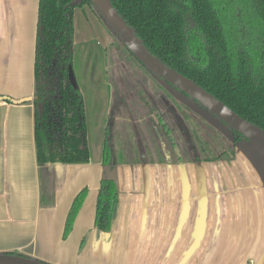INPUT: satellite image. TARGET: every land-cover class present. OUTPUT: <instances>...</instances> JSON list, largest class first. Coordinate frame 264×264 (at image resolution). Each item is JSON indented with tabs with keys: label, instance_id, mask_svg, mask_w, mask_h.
Masks as SVG:
<instances>
[{
	"label": "crops",
	"instance_id": "1",
	"mask_svg": "<svg viewBox=\"0 0 264 264\" xmlns=\"http://www.w3.org/2000/svg\"><path fill=\"white\" fill-rule=\"evenodd\" d=\"M38 1L0 0V95L22 100L0 99V252L51 264H264V153L249 140L235 143L233 157L201 162L132 159L127 148L121 158L109 141L117 205L108 232L95 226L103 144L87 163L39 168L31 102ZM77 9L74 41H99L88 26L76 34ZM42 194L51 205L40 204Z\"/></svg>",
	"mask_w": 264,
	"mask_h": 264
},
{
	"label": "trees",
	"instance_id": "2",
	"mask_svg": "<svg viewBox=\"0 0 264 264\" xmlns=\"http://www.w3.org/2000/svg\"><path fill=\"white\" fill-rule=\"evenodd\" d=\"M110 1L151 54L264 130V0H250L249 7L243 0ZM85 4L108 25L106 29L115 33L90 0L78 3L74 0L38 1L31 102L39 168L47 164H78L90 160L84 99L79 88H74L68 78L69 65L74 70L75 64H83L92 51L87 47L89 42L75 43L73 38L74 9ZM245 9L246 16L241 13ZM123 47L152 73L125 45ZM106 51L98 47V53L92 51V54L98 60ZM0 99L17 102L6 95H0ZM195 103L200 105L197 101ZM208 112L230 131L231 145L213 151L204 141L194 154L195 162L233 157L235 143L248 140L214 113ZM102 157L105 173L95 201V226L108 232L117 205V185L110 166L111 152L106 144ZM85 193L83 188L74 197L63 237L70 232ZM51 203L52 199L42 194L40 204L49 206ZM3 253L35 258L17 250Z\"/></svg>",
	"mask_w": 264,
	"mask_h": 264
},
{
	"label": "rangeland",
	"instance_id": "3",
	"mask_svg": "<svg viewBox=\"0 0 264 264\" xmlns=\"http://www.w3.org/2000/svg\"><path fill=\"white\" fill-rule=\"evenodd\" d=\"M243 1L250 6V0ZM87 9L92 10L87 4L77 9L76 34L83 37L88 26L104 45L105 40H100V37H108V25L100 17L94 21L88 15L87 18ZM241 13L246 16V9ZM109 32L112 45L107 61L100 67L99 77L85 86L81 80L83 64L76 63L74 68L87 112L90 152H96L100 145L105 144V139L111 142L112 150L119 151L121 158L127 156L124 152L127 148L132 159L190 160L199 147H192L191 152L189 146L199 141H207L213 151L230 147L231 134L224 124L188 95L142 68L121 45L115 33ZM87 47L98 53V47L91 44ZM143 95L145 97L142 98ZM152 112L156 118L151 117ZM155 119L165 121L169 135L162 124L155 123ZM121 127L125 129L120 132ZM171 143L175 144V149Z\"/></svg>",
	"mask_w": 264,
	"mask_h": 264
},
{
	"label": "water",
	"instance_id": "4",
	"mask_svg": "<svg viewBox=\"0 0 264 264\" xmlns=\"http://www.w3.org/2000/svg\"><path fill=\"white\" fill-rule=\"evenodd\" d=\"M83 0H74L78 3ZM95 5L105 20L115 31L120 43L125 45L153 74L165 80L172 86L183 91L190 98L194 99L206 110L214 113L229 127L243 134L250 142L257 146L264 153V130L255 124L245 120L232 109L226 106L203 87L182 75L175 69L162 63L157 56L151 54L135 35L133 29L125 22L123 17L114 8L110 0H90ZM68 78L74 88L77 82L72 69L68 67ZM22 101V100H16ZM0 264H46L35 258L14 255L0 252Z\"/></svg>",
	"mask_w": 264,
	"mask_h": 264
},
{
	"label": "flooded vegetation",
	"instance_id": "5",
	"mask_svg": "<svg viewBox=\"0 0 264 264\" xmlns=\"http://www.w3.org/2000/svg\"><path fill=\"white\" fill-rule=\"evenodd\" d=\"M108 36H109V34H108ZM110 37V36H109ZM73 38H74V34H73ZM111 38V37H110ZM86 42H89V44H91L92 46H96V47H101V48H105L107 51V53L106 54H104L103 53V55L102 56H100L99 58H98V60L96 59L97 58V56H93V54H92V51H93V49H91L92 51L89 53V55L84 59V62H83V71H82V78H81V80H82V83L85 85V86H87V84L90 82V81H94V79L95 78H98L99 77V72H101V68L100 67H103V66H101V65H103V63L105 62V61H107V59H108V51H109V49H110V47H111V45H112V41H111V39H110V42H109V44H107V45H102V44H100V42L99 41H86ZM77 43V42H76ZM88 53H86V55H87ZM102 54V53H101ZM85 55V56H86ZM132 57V56H131ZM133 58V57H132ZM134 59V58H133ZM139 64V63H138ZM71 65V64H70ZM140 65V64H139ZM141 66V65H140ZM142 68H144L143 66H141ZM73 69V68H72ZM145 69V68H144ZM147 70V69H146ZM73 72H74V70H73ZM103 72H105V71H103ZM74 75H75V73H74ZM75 79H76V77H75ZM161 79V78H160ZM163 80V79H162ZM163 81H165V80H163ZM76 82H77V80H76ZM166 82V81H165ZM166 83H168V82H166ZM72 85V84H71ZM78 85V84H77ZM77 88H79V86L77 87ZM79 90H80V88H79ZM108 90H109V87H108ZM81 92V91H80ZM82 94V93H81ZM83 96V95H82ZM143 97H145L144 95L142 96V98ZM194 100V99H193ZM204 108V107H203ZM205 109V108H204ZM151 112V111H150ZM153 114V115H152ZM155 113L154 112H152L151 113V117H154V118H156L155 117V115H154ZM139 116V115H138ZM117 118H120V117H117ZM139 118V117H138ZM126 120H129V118H125ZM155 123H159L160 125L162 124L164 127H165V132H166V134L167 135H169V132L166 130L167 129V127L165 126V121L163 120V121H158L157 119H155ZM124 127H121L120 128V132L121 131H124ZM143 137H144V133H143ZM109 142V141H108ZM107 142V140L105 139V144L109 147V143ZM172 142V141H171ZM108 143V144H107ZM173 143H174V141H173ZM173 143H171L172 145H173V149H175V144H173ZM204 143V141H199L198 143L196 142V144L194 143H192L190 146H189V149H190V151L192 152V150H191V148L193 147H195L196 145L199 147L198 148V150H200V146L202 145ZM109 149H110V147H109ZM126 149V148H125ZM198 152V151H197ZM196 153V152H195ZM195 153H192V158L190 159V160H192L193 161V157H194V154ZM163 160H166V159H163ZM181 161V158H178L176 161ZM110 161H112V158H111V160ZM169 161V160H168Z\"/></svg>",
	"mask_w": 264,
	"mask_h": 264
}]
</instances>
